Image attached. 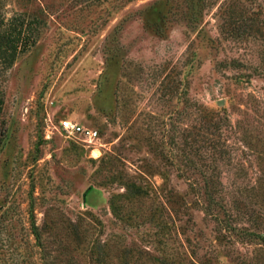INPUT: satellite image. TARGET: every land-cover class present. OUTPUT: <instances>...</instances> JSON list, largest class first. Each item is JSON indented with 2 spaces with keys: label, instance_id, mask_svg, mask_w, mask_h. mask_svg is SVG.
Listing matches in <instances>:
<instances>
[{
  "label": "rangeland",
  "instance_id": "obj_1",
  "mask_svg": "<svg viewBox=\"0 0 264 264\" xmlns=\"http://www.w3.org/2000/svg\"><path fill=\"white\" fill-rule=\"evenodd\" d=\"M9 23L21 41L0 68V264H29L46 220L60 264L79 221L114 253L264 264V241L240 234H264V0H0ZM64 118L99 138L66 136ZM122 176L154 187L120 199L125 222L110 204ZM149 255L140 264H158Z\"/></svg>",
  "mask_w": 264,
  "mask_h": 264
},
{
  "label": "trees",
  "instance_id": "obj_2",
  "mask_svg": "<svg viewBox=\"0 0 264 264\" xmlns=\"http://www.w3.org/2000/svg\"><path fill=\"white\" fill-rule=\"evenodd\" d=\"M232 20V22L241 23L239 28L245 29V32L246 29H249L252 26L248 20L243 18H240L239 20L238 18H232ZM0 29H3L0 31V68L4 67L5 69H8L12 67L19 53L21 32L17 33L15 30H13L16 29L13 27V23H9L7 26H4ZM217 129H219V127H217ZM119 181L125 190L122 193L113 195L110 200V204L113 213L125 222V220L131 217L128 216L125 217V219L121 217L122 212H120V199L125 198L131 200L147 198L151 196V192L154 187L151 186V184L146 185L135 178L129 179L122 176L120 177ZM9 211L10 210L7 209L6 212L8 213ZM153 218L154 216L152 215V219ZM224 222L225 228L227 230H231L233 224L231 222V217L226 213V211L224 212ZM159 226L160 229L165 230L166 228H169V223L165 222L162 226ZM58 228L59 227L53 220H46L42 225H38L36 222L32 223V233L35 237V242L33 243L29 241V264H60L63 260L66 261L65 256H63L64 245H59L58 253H54V250H50L48 247L49 244L45 239L46 234L54 233ZM66 228L69 229V232L75 238L73 241L74 249H72L74 253H68L69 255L67 264L77 263L78 258L76 256L79 255H82L81 257L86 259L85 263L81 264H115V262L116 264H140L141 259L145 257L144 254L149 255L150 253L147 252L145 248L139 247L136 243L118 246L117 252L114 253L113 249L111 248L112 242H102L98 238L93 239L89 228L86 227L82 221L77 223L70 222ZM240 234L248 235L252 238H260L264 241L263 233H251L248 231L241 232ZM36 247L38 248L37 251L35 249ZM35 254H38L39 257L36 258ZM225 255L226 256L224 257L228 258L229 255ZM148 258H151L158 264H188L182 255L180 257L174 256L172 258L166 256L160 257L149 255ZM75 259L76 262L73 263V260ZM64 264L66 263L64 262Z\"/></svg>",
  "mask_w": 264,
  "mask_h": 264
},
{
  "label": "built area",
  "instance_id": "obj_3",
  "mask_svg": "<svg viewBox=\"0 0 264 264\" xmlns=\"http://www.w3.org/2000/svg\"><path fill=\"white\" fill-rule=\"evenodd\" d=\"M60 127L68 137H78L89 145L93 144L99 138V132L89 126H85L78 121L70 118H64L60 120ZM48 132L47 137H50Z\"/></svg>",
  "mask_w": 264,
  "mask_h": 264
}]
</instances>
